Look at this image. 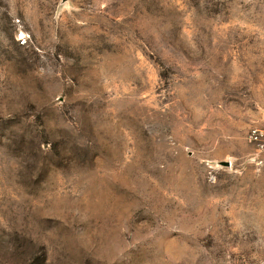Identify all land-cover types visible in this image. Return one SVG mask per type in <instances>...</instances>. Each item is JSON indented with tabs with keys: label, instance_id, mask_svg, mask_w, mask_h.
<instances>
[{
	"label": "rangeland",
	"instance_id": "rangeland-1",
	"mask_svg": "<svg viewBox=\"0 0 264 264\" xmlns=\"http://www.w3.org/2000/svg\"><path fill=\"white\" fill-rule=\"evenodd\" d=\"M264 0H0V264L264 258Z\"/></svg>",
	"mask_w": 264,
	"mask_h": 264
},
{
	"label": "built area",
	"instance_id": "built-area-1",
	"mask_svg": "<svg viewBox=\"0 0 264 264\" xmlns=\"http://www.w3.org/2000/svg\"><path fill=\"white\" fill-rule=\"evenodd\" d=\"M248 141L258 152L264 153V126L252 127L248 131ZM256 264H264V258L259 259Z\"/></svg>",
	"mask_w": 264,
	"mask_h": 264
}]
</instances>
